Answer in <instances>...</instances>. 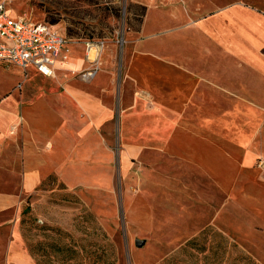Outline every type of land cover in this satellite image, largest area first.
<instances>
[{"label":"rangeland","instance_id":"374dc122","mask_svg":"<svg viewBox=\"0 0 264 264\" xmlns=\"http://www.w3.org/2000/svg\"><path fill=\"white\" fill-rule=\"evenodd\" d=\"M4 1L13 15H22L33 21H47L64 30L72 39L68 47L76 49L77 52L73 53L76 57H84L86 39L97 43L99 67L96 73L101 74L99 83L106 89L101 94L114 107L111 119L113 133L108 137L113 154L102 155L103 171L99 176L103 181L92 186L82 184L85 177L81 173L79 178H72L80 182L65 185L56 175L48 174L38 188L23 200L21 217L28 213L24 209L28 204L29 211L38 219V223L60 226L74 236H79L74 217L83 207L93 215L112 241L115 264H244L231 260L237 249L233 252L228 247V254L218 256V247L223 244V239L212 230L196 240L197 247L203 246L202 251L187 248L188 251L183 252L180 249L182 243L207 225L215 209L214 204L220 201V195L214 181L195 165L163 154L160 142L153 143L139 157L134 155L124 158L123 154H118L125 146L117 141L122 113L119 110V93H124V106L128 107L134 94L132 85L128 80H123V71L128 55L141 39L140 26L147 9L156 14L163 12L165 16L180 11L184 14L181 22L163 24L156 30L158 38L165 45L162 53H196L198 48L192 49L186 43L190 41V36L182 34V46H178V49L174 47L172 52L168 41L171 31L196 24L201 17L207 22L204 34L200 35V39L208 43L204 48L205 53L227 58L252 53L250 36L256 40L255 53L264 55V0ZM85 66L86 63L79 67H64L52 75L44 76L0 63V99L6 97V102L23 103L56 92L61 87L57 75L62 73L68 80L79 82L84 89L91 91L92 81L97 74L89 80H83L79 71ZM137 96L142 103H150V99L142 93ZM185 113L186 117L199 123L209 120L207 123L211 125L212 131L222 135L226 144L248 149L253 154L251 166L256 176L264 181V110L256 112V119L249 118L248 112L235 110ZM124 120L130 122L131 117H125ZM212 120H219L220 123L211 124ZM128 136L131 134L128 133ZM95 158L87 160V157L82 156L80 172L94 163L97 160ZM5 162V165H0V183L10 179L17 183L18 174L10 177L11 167L7 159ZM138 195L141 196L142 205L144 195L148 198L150 206L145 208L146 211L156 213L154 226L149 224L147 228L145 224L143 227L138 224ZM127 198L132 202L128 209ZM201 201L208 207L202 208ZM145 209L141 207V213ZM173 211L177 214L174 215ZM13 218V209L0 211V264H34L21 231L20 235H12ZM235 243L236 248L249 253L248 244L244 245V249L238 242ZM256 255L264 261V250Z\"/></svg>","mask_w":264,"mask_h":264},{"label":"crops","instance_id":"0c3cea01","mask_svg":"<svg viewBox=\"0 0 264 264\" xmlns=\"http://www.w3.org/2000/svg\"><path fill=\"white\" fill-rule=\"evenodd\" d=\"M183 19L181 11L165 16L163 12L156 14L147 9L144 14L141 39L128 55L123 71V80L132 85L134 95L126 107L124 93H119L122 113L117 141L125 146L118 154L124 158L139 157L153 143L160 142L163 154L195 165L214 181L220 195L207 225L214 226L244 249L248 244L249 254L264 264L256 255L264 250V181L251 166L253 154L246 148L226 144L222 135L212 131L209 120L199 123L185 113L235 110L248 112L249 118L256 119V112L264 110V55L255 53L256 40L251 36L252 53L227 58L207 55L204 48L208 43L200 39L207 22L201 17L196 24L171 31L168 41L172 52L174 47L182 46V34L190 36L186 43L192 49L198 48L196 53H162L165 45L156 30L163 24L179 23ZM54 28L66 34L61 28ZM74 52L76 49L68 47V60H57L54 71L83 63L85 67L90 65L85 50L83 58L76 57ZM98 55L95 51L89 54L97 59ZM25 70L42 74L32 66ZM100 79L101 74H97L92 90L88 91L62 73L57 75L61 87L56 92L23 103L6 102V97L0 99V165H5L7 159L10 177L18 174L17 183L11 179L0 183V211L14 210V237L20 235L23 200L48 174L56 175L65 185L80 182L72 178H79L81 173L85 177L82 184L92 186L103 181L99 176L103 171L102 155L113 154L108 137L113 133L114 107L103 99L101 93L106 89L99 83ZM140 93L150 103H142L137 96ZM125 117H131L130 122ZM212 121L211 124L220 123ZM82 156L87 160L97 159L84 172H80ZM142 199L143 205L141 196H137V222L149 228V224L154 226L156 222V213L146 211L150 203L145 195ZM128 202L127 209L132 203ZM141 207L145 209L143 213ZM201 207L208 205L201 201ZM173 214L177 213L173 211Z\"/></svg>","mask_w":264,"mask_h":264},{"label":"trees","instance_id":"16d2710c","mask_svg":"<svg viewBox=\"0 0 264 264\" xmlns=\"http://www.w3.org/2000/svg\"><path fill=\"white\" fill-rule=\"evenodd\" d=\"M77 201L76 197L72 195ZM27 214L20 216V231L28 254L35 264H115V249L107 233L97 223L93 215L82 207L76 219V230L79 236H74L69 230L60 226H50L38 223V219L31 213L30 206L25 205ZM212 225L204 226L197 234L190 236L180 245L183 252L187 248L203 250V246L195 244L200 236L208 231H216L223 239V244L218 247V256L228 254L229 249L238 251L231 257L232 262L244 264H261L249 253L236 248V243L213 228ZM216 229V230H214ZM220 259V257H218Z\"/></svg>","mask_w":264,"mask_h":264},{"label":"built area","instance_id":"2783aa9c","mask_svg":"<svg viewBox=\"0 0 264 264\" xmlns=\"http://www.w3.org/2000/svg\"><path fill=\"white\" fill-rule=\"evenodd\" d=\"M53 23L30 20L22 15H13L4 0H0V63L25 69L29 66L45 75L54 73L57 60H68V42L72 40L66 34L55 29ZM99 45L85 40V53L91 63L79 73L83 80L92 78L98 70L96 56Z\"/></svg>","mask_w":264,"mask_h":264}]
</instances>
